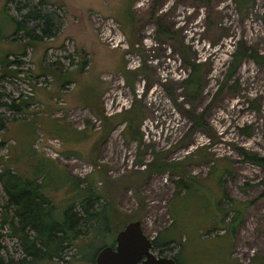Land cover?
Masks as SVG:
<instances>
[{
	"label": "rangeland",
	"instance_id": "1",
	"mask_svg": "<svg viewBox=\"0 0 264 264\" xmlns=\"http://www.w3.org/2000/svg\"><path fill=\"white\" fill-rule=\"evenodd\" d=\"M5 1L0 0V10ZM20 1L9 3L12 14L18 15ZM46 1L44 6L62 15L58 36L31 44L22 33L13 35L7 19L0 31L1 101L23 107L0 105V117L8 120L0 132V157L7 158L13 148L20 154L18 167L29 171L37 162V156L29 155L34 147L77 179L97 178L101 189L109 181L116 207L140 215L145 233L161 238L153 251L177 257L178 264H254L256 255L264 259V166L245 154L264 157V64L245 57L228 76L236 51L264 55V0L246 2L241 9L236 0H130L134 6L129 13V0ZM110 18L131 48L138 49V68L128 50L109 48L100 40L99 27ZM84 59L88 64L83 68ZM191 62L203 64L201 90L195 94L186 88ZM58 75H73L77 82L62 85ZM91 89L109 117L135 106L143 115L142 143L126 139L125 123L99 140L100 119L83 99ZM29 97L32 103L22 104ZM56 125L70 130V144L50 128ZM155 152L162 161L181 166L149 176L142 163L153 162ZM104 165L108 180L101 175L105 171L100 174ZM221 175L228 193L221 207L229 211L233 199L248 204L234 238L210 230L218 213L215 199L222 194ZM186 184L206 196L186 197ZM5 199L2 192L1 205ZM5 211L0 206V219ZM11 231L8 224L0 230L3 254L20 260L25 252Z\"/></svg>",
	"mask_w": 264,
	"mask_h": 264
},
{
	"label": "trees",
	"instance_id": "2",
	"mask_svg": "<svg viewBox=\"0 0 264 264\" xmlns=\"http://www.w3.org/2000/svg\"><path fill=\"white\" fill-rule=\"evenodd\" d=\"M236 1L241 9L246 2L253 0ZM10 2H15V0H6L4 7L0 10V31L3 27L5 28L4 19H7L14 26L13 35L22 33V37L33 44V42L43 41L45 38H54L63 29L62 15L50 11L47 6H44L48 4L46 0H38L37 2L23 0L16 3L15 8L18 15L10 12ZM133 6L134 2L129 0L128 13ZM58 8L62 10V5H59ZM2 37L3 35H1ZM132 50L137 51L138 49L134 47ZM245 57H252L256 63L264 64V55L246 52L239 54L236 51L233 54L234 64L228 76L231 77L235 74ZM1 62L5 64V59ZM87 64L88 60L84 59L83 68ZM189 67L192 68V73L186 82V88L195 94L201 90L204 75L203 64L191 62ZM13 72L11 71V73ZM58 76L62 78V85L77 82V78L73 75ZM95 90L91 89L86 96H83V99L85 106L90 103L91 112L100 119L101 136L99 140L103 142L119 123H125L123 134L126 139L128 141L134 139L142 143L143 134L140 125L143 115L137 112L134 106L120 114L107 116L101 105V97ZM2 97L3 93L0 91V105L16 108L19 111L23 108L20 103L19 105L17 103L11 105L6 102L2 103ZM32 100L33 98L29 97L28 100L21 101L22 104L28 106ZM14 101L17 102V99ZM23 110L25 112L27 109ZM87 124L91 125L90 119L87 120ZM7 126L8 120L0 117V132ZM44 127L48 126L44 124ZM50 128L54 129L53 131L66 144H70L72 136L69 129L62 125H59V129H55L57 125ZM47 133L52 135L51 131H47ZM100 141L97 142V145L101 143ZM61 147L62 145L58 149L59 152ZM245 154L254 163L264 166V157ZM29 155L37 156V162L29 171L18 167L20 154H17L13 148H9L7 158L0 157V195L2 192L6 195L2 205L0 203V206L6 210L4 218L1 217L0 219V230H3L8 224L12 230L9 236L18 240L25 252V257L20 260L6 259L3 254L5 246L1 241L3 235L0 233V264H61L56 259L64 260L66 264H82L83 262L96 264V257L100 249L112 238L114 241L117 233L128 223L140 219V215H128L116 207L114 189L110 190L109 181H106L108 186L101 189L97 186V178L95 180H91L90 177L77 179L66 172L65 168L57 162L41 155L34 147L29 151ZM162 158V154L155 152L153 162L142 163V165L147 166L145 170L149 176L161 175L174 166H181L180 162L162 161ZM95 162L97 163V161ZM107 169L108 167L104 165L100 174L105 171L101 175L108 180ZM181 182L183 181H178V183ZM218 183L221 186L222 194L215 199L214 206L218 213L213 215L211 224L214 225L210 230H224L226 231L225 234L230 233L233 237L242 223L248 204L233 199L234 204L230 210H224L221 207V202L228 196V193L223 185L222 175ZM186 186V197H189V194L206 196L203 193H198V188H192L190 184H186ZM179 188H182L181 185ZM232 212V217L225 223L227 216ZM221 213L223 215L220 217ZM159 239L161 240V238ZM159 239L153 240V249L159 248ZM163 243L169 242L164 241ZM69 251L73 253L69 259H66L65 255H68ZM160 254L162 255V250ZM254 264H264V259L256 255L254 256Z\"/></svg>",
	"mask_w": 264,
	"mask_h": 264
},
{
	"label": "water",
	"instance_id": "3",
	"mask_svg": "<svg viewBox=\"0 0 264 264\" xmlns=\"http://www.w3.org/2000/svg\"><path fill=\"white\" fill-rule=\"evenodd\" d=\"M153 240L145 233L141 220L132 221L117 233L112 245L100 249L96 264H178L173 256L156 254Z\"/></svg>",
	"mask_w": 264,
	"mask_h": 264
},
{
	"label": "built area",
	"instance_id": "4",
	"mask_svg": "<svg viewBox=\"0 0 264 264\" xmlns=\"http://www.w3.org/2000/svg\"><path fill=\"white\" fill-rule=\"evenodd\" d=\"M118 29V22H116L113 18L108 19L104 25L99 27L100 40L109 48H121L125 51L128 50V52H130L128 53V56L131 58V62L135 64L133 68L136 69L141 65V57L136 53V51L132 50L129 40L124 33L120 29L118 31ZM135 46L137 47L138 43ZM56 141L59 142V140ZM60 146L61 144H59L58 149ZM165 181H167V177L165 178Z\"/></svg>",
	"mask_w": 264,
	"mask_h": 264
},
{
	"label": "crops",
	"instance_id": "5",
	"mask_svg": "<svg viewBox=\"0 0 264 264\" xmlns=\"http://www.w3.org/2000/svg\"><path fill=\"white\" fill-rule=\"evenodd\" d=\"M104 3H106V4H110L109 2H108V0H102ZM117 2H118V0H116ZM117 15L118 14H116L115 16L117 17ZM118 18V17H117Z\"/></svg>",
	"mask_w": 264,
	"mask_h": 264
}]
</instances>
